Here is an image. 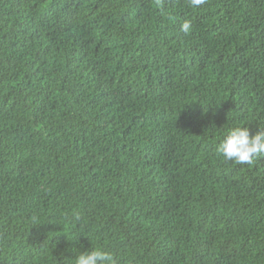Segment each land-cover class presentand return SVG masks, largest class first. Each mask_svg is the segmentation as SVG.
I'll return each mask as SVG.
<instances>
[{
    "label": "trees",
    "instance_id": "16d2710c",
    "mask_svg": "<svg viewBox=\"0 0 264 264\" xmlns=\"http://www.w3.org/2000/svg\"><path fill=\"white\" fill-rule=\"evenodd\" d=\"M235 126L264 130V0H0V264H264Z\"/></svg>",
    "mask_w": 264,
    "mask_h": 264
},
{
    "label": "clouds",
    "instance_id": "9594fccd",
    "mask_svg": "<svg viewBox=\"0 0 264 264\" xmlns=\"http://www.w3.org/2000/svg\"><path fill=\"white\" fill-rule=\"evenodd\" d=\"M206 3L207 0H190V5L193 8H199ZM191 27V22L185 20L181 24V31L187 34ZM217 153L225 160L233 161L237 165L251 167L258 158L264 157V130H258L255 134H251L248 127L235 126L224 136L217 148ZM68 261L70 264H118L117 258L112 252L100 247L75 252L74 258H68Z\"/></svg>",
    "mask_w": 264,
    "mask_h": 264
}]
</instances>
